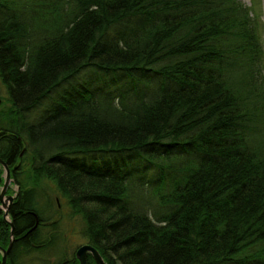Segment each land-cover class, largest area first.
<instances>
[{
  "label": "trees",
  "instance_id": "trees-1",
  "mask_svg": "<svg viewBox=\"0 0 264 264\" xmlns=\"http://www.w3.org/2000/svg\"><path fill=\"white\" fill-rule=\"evenodd\" d=\"M254 7L0 0L9 102L0 105V159L18 186L7 264L53 244L56 224L44 223L36 201L44 181L106 264H264V54ZM79 71L83 81L33 120L31 109ZM150 170L157 179H145ZM9 222L0 208L3 249Z\"/></svg>",
  "mask_w": 264,
  "mask_h": 264
},
{
  "label": "rangeland",
  "instance_id": "rangeland-1",
  "mask_svg": "<svg viewBox=\"0 0 264 264\" xmlns=\"http://www.w3.org/2000/svg\"><path fill=\"white\" fill-rule=\"evenodd\" d=\"M238 1L247 8H250L252 5L254 6L255 4L256 11L259 15L257 20L260 27L259 35H261L262 48L264 54V0H238ZM262 62L264 69V60ZM82 71H79L75 76L70 78L68 82L65 83L66 86L64 85L63 87H61V89L56 88L57 93L56 92L54 93V91L51 92L46 97H44L43 100H41L39 106L32 108L31 111L29 112L31 118L33 120L39 118L40 114L44 113L45 109L48 108L50 104H53L52 100H54V96L59 97L61 96L64 90L67 91L68 89H71V84L78 85L79 82H82L84 79V76L82 75L83 74ZM0 105L2 107L9 106V102L7 101L6 89L3 86L1 80H0ZM16 165H18L20 168L17 171L18 179L19 180L21 178L24 179L25 178L24 172L28 170L30 165V157L26 156L25 160H23L22 162L20 161L17 162ZM1 170H2V175H1L2 177L1 190H2V186L5 180V170L4 168H2ZM10 172L11 171L9 170V173ZM11 175L12 174H10V182L6 190V194L9 196H12L13 194H16L18 192V186L17 184H15ZM142 175L145 177L147 181L158 178L157 174L151 170L142 173ZM36 193L38 194L36 197L38 212L42 216V220L47 226H50L51 223L56 224L53 228L50 229L53 231L54 241L52 246L49 247V250H46L42 253H33L31 254V256L23 257L22 262H20V264L22 263L40 264V261L43 262L45 260H48V262L51 264H59L62 261H66L68 264L70 263L74 264L71 261L73 255L75 254L76 249L81 245L85 244L79 234V230L81 228L80 221L68 220L67 208L63 206L62 201L61 203H59L55 199L54 186L50 182L47 181L42 182L41 188L37 189ZM50 233L51 232H49V234ZM0 257H1V253H0Z\"/></svg>",
  "mask_w": 264,
  "mask_h": 264
},
{
  "label": "water",
  "instance_id": "water-1",
  "mask_svg": "<svg viewBox=\"0 0 264 264\" xmlns=\"http://www.w3.org/2000/svg\"><path fill=\"white\" fill-rule=\"evenodd\" d=\"M0 165L5 170V180H4V184L2 186V190L0 191V202H1V208L4 210L3 218H4V220H6L5 218H7V216H8V210H9L11 204L13 203L15 197L6 195L7 186L10 182V173H9L8 166L1 159H0ZM9 224H10L9 244H8L6 249H3L0 247V252L2 254L1 258H0L1 264H6L7 256L11 251L12 244L14 241V227H13L12 223L9 222ZM30 231H28V233ZM88 255L91 256V258L93 259L95 264H106L105 261L103 260V258L101 257V255L98 253V251L89 244L81 245L80 247H78L76 249L75 254H74L75 260L78 262V264H87V256Z\"/></svg>",
  "mask_w": 264,
  "mask_h": 264
},
{
  "label": "flooded vegetation",
  "instance_id": "flooded-vegetation-1",
  "mask_svg": "<svg viewBox=\"0 0 264 264\" xmlns=\"http://www.w3.org/2000/svg\"><path fill=\"white\" fill-rule=\"evenodd\" d=\"M22 157V154H20L19 155V158H21ZM75 257V256H74ZM89 257H91L90 255H88L87 256V264H89L90 262H89ZM7 259H8V256H7ZM93 260V259H92ZM94 262V261H93ZM6 264H7V260H6ZM66 264H68V263H66ZM71 264V263H70ZM95 264V263H94Z\"/></svg>",
  "mask_w": 264,
  "mask_h": 264
}]
</instances>
